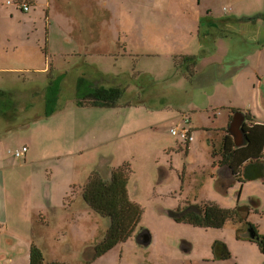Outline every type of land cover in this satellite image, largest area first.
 <instances>
[{
	"label": "rangeland",
	"instance_id": "rangeland-1",
	"mask_svg": "<svg viewBox=\"0 0 264 264\" xmlns=\"http://www.w3.org/2000/svg\"><path fill=\"white\" fill-rule=\"evenodd\" d=\"M233 1L107 0L106 10L110 13L108 27L111 30H136L140 33L142 54L125 59L111 56L101 62L111 63L113 70L114 62L119 61V72L133 70L142 75L154 74L152 77L158 88V98L152 103L155 111L123 107L117 111L73 112L61 126L58 127L56 122L51 125L58 132L47 139L55 150L49 157L53 160L27 168H0V264H30L31 242L36 247L44 248L49 261L65 264H264V254L257 244L237 240L235 227L229 225L221 230L196 228L177 223L170 214L181 206H186L187 202L205 204L213 201L225 209L234 208L240 200L244 202L252 196H259L262 200V215L253 211L249 222L264 235V182L247 183L238 190L239 195H235L236 192L232 190L229 198L215 190L214 179L213 185L209 186L211 175L215 173L212 152H219L229 139L227 129L231 109L228 107L232 102L243 104L242 99L236 95L214 98L210 90L200 93L199 85H196L194 79L197 77L196 73L187 72L185 76L182 73L170 80H166L169 76L158 73L161 60L180 56L177 54H182L183 45L184 52L189 54H196L201 45L205 49V58L201 60L205 65L215 61V55L211 57L213 54L226 56L245 51L247 57L240 59L241 68L238 73L245 80L257 65H263L264 69V0H240L242 3L237 4L238 8L235 7L233 13L231 10L227 13L225 7H233ZM209 6L212 7L214 20L233 19L234 15L240 18L245 16L248 28H243L241 33L240 27L226 21L229 24L217 28L214 32H219L220 35L213 38V29L202 27L207 38L199 41L197 33L202 30L201 23L208 14ZM187 44H190L189 48H186ZM170 63L173 64V61ZM187 66L190 67L189 63ZM261 82L259 79L258 86ZM133 87L134 85L131 86ZM59 102L64 104L62 111L76 109L74 100L64 99ZM122 113L125 117L130 115L137 121L141 120L140 127L144 130L136 134L140 140L135 141L134 133L128 132L130 127L126 125L123 133L128 137L111 146L109 151L112 153L107 156L113 154L117 158L130 159L132 171L128 178V192L140 207L142 217L130 239L97 260H92L95 252L84 254L85 249L87 246L100 244L109 224L83 202L80 188L87 183L86 172L90 174L98 167L86 159L97 158L99 151L88 152L87 148H83L78 154L81 147H71L67 141L79 137L83 144H87L92 135L97 143L101 138L113 135L124 124ZM36 121L35 116L26 117V122ZM36 123L29 130L31 134L27 138L30 142L34 140V133L40 125ZM27 127L28 125L19 128L20 132L26 133L24 128ZM173 127L179 131L192 130L193 141L188 154L187 146L181 152L177 151L176 146H172L170 140H176L170 133ZM18 142V136H7L0 140V162L13 159L7 152ZM176 142L180 144V148L183 147L179 139ZM170 160L174 161L173 165ZM75 164L79 170L73 169ZM163 164L167 165L164 167L175 178L173 183L158 184L161 172L159 168ZM73 176L78 180V185L70 189L75 192L71 201H65L66 184ZM203 178L208 181L205 187L202 185ZM29 179L31 187L39 186V191L45 187L50 190L49 186L52 187L51 204L41 197L28 199ZM18 193L20 195L17 197ZM197 193L203 194L195 200ZM46 202L42 212L34 213L31 206L43 207ZM40 214L43 215V220L37 224L41 221L38 218ZM6 215L10 218L11 225ZM27 229L33 233L30 238L24 236ZM42 232H46V235L42 236ZM70 232L73 236L66 243ZM142 234L149 239L148 244L141 242ZM217 240L226 242L230 258L217 259L213 255L212 247Z\"/></svg>",
	"mask_w": 264,
	"mask_h": 264
},
{
	"label": "crops",
	"instance_id": "crops-1",
	"mask_svg": "<svg viewBox=\"0 0 264 264\" xmlns=\"http://www.w3.org/2000/svg\"><path fill=\"white\" fill-rule=\"evenodd\" d=\"M9 1L15 4L9 6L7 5ZM107 3V0H0V94L4 93L8 95L7 97H14L13 106L3 111L1 113L2 117L0 116V140L6 139L7 136H18V144L9 149H18L25 145L29 147V152L23 160H18L11 156L13 159H7L4 163L0 162V168L13 169L17 166L27 168L30 165L50 162L53 159L49 157L55 150L47 139L51 135L54 136L58 133L57 129H52L51 125L56 122L59 127L66 122L73 112L83 113L86 111L76 105L75 111L61 110L51 117H43L45 116V107L43 105L47 96L46 89L50 84V80L57 77L61 76L64 83L60 97L61 101L74 99L76 83L82 74L87 75V78L95 88L128 86L138 79L140 85L145 86L141 88V92L146 100L147 107L140 105L132 109L148 108L152 112L155 111V108H152V103L158 98V88L155 86V80L152 77L154 74L145 73L142 75L133 70L119 72V61L114 62L113 70L111 63L101 62V60L109 59L111 56L125 59L142 54L140 33L136 30H111L108 27L110 13L106 10ZM241 3L242 1L240 0H234L232 2L233 7H225L226 12L228 13L229 10L231 12L234 11L235 7L238 8L237 4ZM26 4L30 5L29 12L23 11V5ZM208 11L209 16L212 17L211 6H209ZM242 17L240 18L236 15L232 17L236 19V22L232 20L233 24L241 28V33L243 28L245 30L248 28L245 16ZM214 30L216 31L215 28ZM218 35H220L219 32ZM189 46L190 44H187L186 48H189ZM181 51L182 54H177L180 56H171L167 60H161V67L158 73L169 76L166 80L174 79L182 73H185L182 74L183 76L187 72L192 73L191 70L187 71L188 66L182 58L196 57L199 52L205 51V49L200 45V49L196 54H189V52H184L185 45H183ZM257 51L258 49L254 54ZM204 54L198 59L199 69L195 74L197 77L194 78L196 79V85H199V92L210 90L214 98L236 95L242 99L243 104H234L232 102L231 107L235 110L247 112L256 118L254 125L251 126L245 123L243 126L247 138L245 146L235 148L234 139L231 136L226 140V149L234 152L233 171L237 173L247 162L259 160L264 156L263 65H257L256 68L250 71V75L245 80L238 75L241 68L239 61L242 57H247L245 51L237 54L230 53L226 56H222L220 53L213 54L211 57L215 55L216 59L208 65L201 61L205 58ZM171 61H173V64L170 63ZM259 79L262 81L260 86H258ZM259 87L261 91H259ZM15 92L21 93L23 97L16 98L14 96ZM6 99V97L3 98L4 101ZM63 105L61 104L62 107ZM134 112L138 114L137 111ZM27 116H35L36 120H39L36 124L40 123L34 133L32 142L27 137L30 136L29 130L35 123L31 125V122H26ZM39 117L43 118L40 119ZM122 118L124 121L122 128L119 127L113 135L101 138L97 143L92 139V135L90 136L91 140H87V144H83L79 137L70 138L67 141V144L71 147H81L78 154L83 148H87L88 152L99 151L97 158L88 157L86 159L88 161L91 160L93 165L98 167L90 174L86 172L85 181L94 173H102L104 175L112 169H117L123 164L130 162L128 158H117L113 154L107 156L108 153H112L109 151L111 146L119 144L124 138L128 137L127 134L123 133L126 131V125L130 127L128 132L134 133L135 141L140 140L136 134L144 130V128L140 127L141 120L137 121L134 117L131 118L130 115L125 117L123 113ZM190 121L192 124L191 118ZM26 125H28L27 128H24L26 133L20 132L19 128ZM174 129L176 128L173 127L171 130ZM183 131H187L193 137L192 130ZM87 137H89L88 133ZM177 139L181 140L179 137H176ZM182 146L179 152L183 151L184 145ZM189 151L190 144H187L186 153L188 154ZM117 160H119L118 163L113 166ZM77 166V164L73 165V169L79 170ZM109 169L111 170L108 171ZM210 179L209 186L210 184L213 185L212 176ZM174 181L175 178L170 175L166 178L165 184L173 183ZM27 182H29L27 194L29 200L41 197L51 204L53 195L51 186H49L50 190H46L45 187L39 191V186L31 187V179ZM76 183H78V180L74 176L69 178L64 197ZM207 184L208 181L203 178L202 185L205 187ZM232 190L237 195L239 187L235 186L232 188L228 198L232 196ZM19 193L16 195L17 197L20 195ZM201 194L203 193H197L195 200ZM129 196L130 200L136 203L131 199L130 192ZM47 202L43 207L31 206L34 213L42 212ZM212 203L217 204V202L213 201ZM219 206L222 207L221 205ZM225 209L232 208L225 207ZM38 216L43 217L42 214ZM6 218L11 225L10 218L7 215ZM39 223H42V220L37 222V224ZM32 235L31 230H25L24 236L26 238H30ZM41 235H46V232H42ZM72 236L73 233L70 232L66 243H69V239ZM2 257L4 258V256Z\"/></svg>",
	"mask_w": 264,
	"mask_h": 264
},
{
	"label": "trees",
	"instance_id": "trees-1",
	"mask_svg": "<svg viewBox=\"0 0 264 264\" xmlns=\"http://www.w3.org/2000/svg\"><path fill=\"white\" fill-rule=\"evenodd\" d=\"M210 17L211 16L208 14V16L204 18L200 29H202V27L212 28L213 38L219 36L218 32H214V28L217 30L219 27H226V24H229L226 21L233 23V20L236 22L235 19L230 18L214 21L213 17ZM206 38L207 35L204 33L203 29L200 30V32H198L199 41H204ZM204 52L205 51L199 52L196 57L182 58L185 63L190 64L188 68L189 71L191 70L192 73L197 72L199 69L198 59L203 56ZM63 85L64 83L61 76L50 80V84L46 89L47 96L43 105V107H45V116L43 117H51L56 114V112L63 110L61 102H59L61 101L60 97ZM132 85H134L133 88L129 87ZM142 87L144 88L145 86L140 85L138 79H136V81L128 86L95 88L87 78V75L82 74L76 83V94L73 100L78 107L84 110L105 111L117 110L123 107L137 108L144 104L140 96ZM0 96L1 116L3 111L13 106L14 97H7L8 95L4 93L0 94ZM14 96L16 98L23 97L19 92H15ZM4 97L7 98L5 101L3 100ZM228 109H231L229 126L234 116L238 113L244 114L246 122L249 125L252 126L255 124L256 118L249 113L235 110L231 106L228 107ZM43 117L39 118L41 119ZM227 133L229 134L228 129ZM228 136H230V134ZM191 142L187 143L190 144ZM244 142L245 144L247 143L246 137ZM23 147L27 149V152L23 155L22 160L29 152L28 146L25 145L21 148ZM214 147L216 148V145H214ZM16 150L17 149L10 150L8 152V154L15 159H17L14 155ZM212 156L214 158L213 170L215 173L211 176L212 179L215 180L214 185L220 195H226L228 191L235 186L241 189V187L247 183L255 181L264 182V156L259 160L247 162L237 173L233 171L234 152L226 149V141L225 146L222 147L219 152L216 150L212 152ZM216 158L219 159L216 160ZM110 170L111 169L108 171ZM131 171V163H125L121 167L112 169L109 173L104 175L94 173L87 180L85 186L81 185L80 190L83 202H85L99 217L107 220L109 224V229L103 241L95 248V255L91 257L93 258L92 260H97L100 256L106 255L112 249L130 239L140 224L142 211L136 203L130 200L128 192V178ZM224 172H227V175H224ZM76 185H78V183L74 186ZM74 194L75 192L70 191L66 194L64 200L71 201ZM237 194L239 195L240 192ZM261 206L262 200L259 196H252L248 201L244 202L240 200L233 209H224L212 202L205 204L187 202L186 206H181L177 211L171 212V216L177 223L202 229L220 230L231 225L237 229V240L256 243L260 251L264 254V235H261L258 228L253 223L249 222V216L253 211L262 215ZM38 218L43 220L42 216ZM30 245H32L30 249V264H65L49 261L45 256L44 248L36 247L34 243ZM212 250L213 255H215L217 259H228L231 256L229 248L224 241L217 240Z\"/></svg>",
	"mask_w": 264,
	"mask_h": 264
},
{
	"label": "water",
	"instance_id": "water-1",
	"mask_svg": "<svg viewBox=\"0 0 264 264\" xmlns=\"http://www.w3.org/2000/svg\"><path fill=\"white\" fill-rule=\"evenodd\" d=\"M38 121L39 120H37L36 122H38ZM36 122H34V123H36ZM34 123H30V124L32 125ZM245 123H247V122H246V118L244 117V114L238 113L237 115L234 116L233 121L228 128V132H229L230 136L234 139V143H235L236 148H241V147L246 145L244 142L246 135H245V132L243 130V126L245 125ZM159 170H160V168H159ZM224 175H227V172H224ZM168 176H170V172L167 170V177ZM165 179H164L163 171H161L159 174V178H158V184L159 185L164 184L166 182Z\"/></svg>",
	"mask_w": 264,
	"mask_h": 264
},
{
	"label": "flooded vegetation",
	"instance_id": "flooded-vegetation-1",
	"mask_svg": "<svg viewBox=\"0 0 264 264\" xmlns=\"http://www.w3.org/2000/svg\"><path fill=\"white\" fill-rule=\"evenodd\" d=\"M140 96H141V98L143 99V101H144V104H142V105H146V100L144 99V97H143V94H142V92L140 93ZM181 141V140H180ZM170 142L172 143V146L174 145V146H176L178 149H177V151L179 152L180 150H181V148H180V144H178L177 142H176V140L175 139H172V140H170ZM182 143H183V145L184 146H186L187 144H189V143H187V141H181ZM175 151V150H174ZM170 161H172V165H173V163H174V161L173 160H170ZM167 163V165H168V162H166ZM166 164H163L162 166H161V168H160V170L161 171H163V174H164V179L167 177V170H166V167H164V166H167ZM171 172H172V170H171ZM178 172V171H177ZM166 180V179H165ZM229 192L230 191H228V193L226 194V195H224V196H228V194H229ZM195 199V198H194ZM191 203H195V202H191ZM198 204V203H197ZM238 204V203H237ZM236 207V206H235ZM234 207V208H235ZM233 209V208H232ZM171 214V213H170ZM187 226H189V225H187ZM221 230V229H220ZM136 231V230H135ZM134 231V232H135ZM134 235V234H133ZM132 235V236H133ZM147 236H148V234H146ZM140 239H141V242L142 243H146V244H148L149 243V239H147L145 236H144V234H142V235H140ZM103 241V240H102ZM101 241V242H102ZM218 241H223V240H218ZM101 242H100V244H101ZM148 242V243H147ZM225 242V241H224ZM226 243V242H225ZM227 245V244H226ZM98 246V245H97ZM97 246H87V248L85 249V252H84V254H86V252H95V248L97 247ZM228 246V245H227ZM229 248V247H228ZM230 251V250H229Z\"/></svg>",
	"mask_w": 264,
	"mask_h": 264
},
{
	"label": "built area",
	"instance_id": "built-area-1",
	"mask_svg": "<svg viewBox=\"0 0 264 264\" xmlns=\"http://www.w3.org/2000/svg\"><path fill=\"white\" fill-rule=\"evenodd\" d=\"M15 3H13L12 1H9L7 3V5H13ZM23 11L24 12H29L30 11V5L26 4L23 5ZM172 136L174 137H179L180 139H182L183 141H187V142H191L193 141V137L187 132V131H179L177 129H174L171 131ZM27 152L26 148H19L14 152V155L17 159L22 160L23 155Z\"/></svg>",
	"mask_w": 264,
	"mask_h": 264
}]
</instances>
